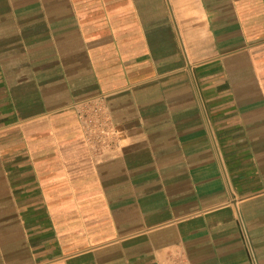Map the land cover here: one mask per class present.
<instances>
[{"label":"crops","instance_id":"0c3cea01","mask_svg":"<svg viewBox=\"0 0 264 264\" xmlns=\"http://www.w3.org/2000/svg\"><path fill=\"white\" fill-rule=\"evenodd\" d=\"M0 264H264V0H0Z\"/></svg>","mask_w":264,"mask_h":264}]
</instances>
